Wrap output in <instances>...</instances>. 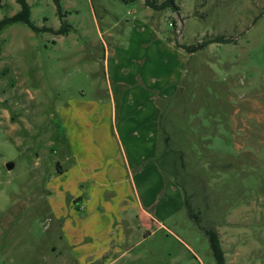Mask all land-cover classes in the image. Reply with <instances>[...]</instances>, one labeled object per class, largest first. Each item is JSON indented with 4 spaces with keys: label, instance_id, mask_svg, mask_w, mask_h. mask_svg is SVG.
<instances>
[{
    "label": "rangeland",
    "instance_id": "374dc122",
    "mask_svg": "<svg viewBox=\"0 0 264 264\" xmlns=\"http://www.w3.org/2000/svg\"><path fill=\"white\" fill-rule=\"evenodd\" d=\"M27 1L70 30L1 31L0 264H264V0Z\"/></svg>",
    "mask_w": 264,
    "mask_h": 264
},
{
    "label": "trees",
    "instance_id": "16d2710c",
    "mask_svg": "<svg viewBox=\"0 0 264 264\" xmlns=\"http://www.w3.org/2000/svg\"><path fill=\"white\" fill-rule=\"evenodd\" d=\"M61 0H56L57 2V8H58V13L61 15V17L65 16V13L62 11L61 7ZM127 1V0H125ZM171 1L174 2V0L166 1L164 3V6L171 5ZM17 2L20 4L21 9L13 14L12 16H5L0 19V54L2 50V45H1V31L3 28L9 24L15 23V22H25L29 27L34 30L35 32H41V31H55L58 34H64L68 33L70 30V25L66 22H62L61 27L58 30H54L50 27H39L35 23L32 22L31 20V7L30 4L28 3L27 0H17ZM147 4L150 6L155 7V0H146ZM173 6L176 8V5L173 4ZM156 8V7H155ZM231 39H228L224 36H216L210 39H205L202 42H199L197 45H187L185 48L188 49L190 52L196 51L197 49L202 48L204 45L210 43V42H230ZM169 136L165 137L166 144H169ZM209 238H210V243L211 247L214 253V256L218 262V264H226V257H225V252L222 248L221 245V240L219 234L215 230H207L206 231Z\"/></svg>",
    "mask_w": 264,
    "mask_h": 264
},
{
    "label": "crops",
    "instance_id": "0c3cea01",
    "mask_svg": "<svg viewBox=\"0 0 264 264\" xmlns=\"http://www.w3.org/2000/svg\"><path fill=\"white\" fill-rule=\"evenodd\" d=\"M164 1L165 0H162L161 2H159V3H155V7L156 8H161V7H163L164 6ZM147 4V3H146ZM173 4H175L176 5V10H180V6L176 3V1L175 2H172L171 3V5H173ZM150 6V5H149ZM179 6V7H178ZM114 110V109H113Z\"/></svg>",
    "mask_w": 264,
    "mask_h": 264
},
{
    "label": "water",
    "instance_id": "95a60500",
    "mask_svg": "<svg viewBox=\"0 0 264 264\" xmlns=\"http://www.w3.org/2000/svg\"><path fill=\"white\" fill-rule=\"evenodd\" d=\"M13 163H8V168H12L13 167Z\"/></svg>",
    "mask_w": 264,
    "mask_h": 264
}]
</instances>
